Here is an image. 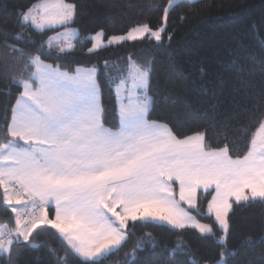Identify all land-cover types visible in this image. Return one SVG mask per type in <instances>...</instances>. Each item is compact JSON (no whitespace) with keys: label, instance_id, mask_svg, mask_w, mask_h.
<instances>
[{"label":"snow or ice","instance_id":"6c2138e0","mask_svg":"<svg viewBox=\"0 0 264 264\" xmlns=\"http://www.w3.org/2000/svg\"><path fill=\"white\" fill-rule=\"evenodd\" d=\"M177 3L167 0L160 27H134L126 35L112 36L106 46L149 37L160 44ZM77 8L64 0H41L14 10V20L0 18V210L8 217L0 225V264H20L21 253L39 247L35 238L45 230L58 234L65 253L56 264H103L123 249L129 228L143 221L180 234L195 230L203 240L226 245L234 207L230 200L241 208L264 206V58L256 68L255 58L242 63L231 54L235 58L229 70L241 86L235 89L241 100L248 99L257 77L262 85L259 99L240 113L247 125L243 148L221 132L214 115L203 131L183 136L173 120L149 119L154 68L151 61L136 63L131 57L118 76H109L119 126L108 128L96 67L61 71L62 65L44 62L70 54L73 45L61 46L60 37L76 22ZM10 23L12 31H7ZM48 31L56 36L44 41ZM25 32L41 39L25 41ZM100 47L93 43L87 53ZM14 91L18 94L13 97ZM210 129L215 131L210 134ZM212 135L222 138L214 143ZM201 189L211 196L208 213L214 214V223L192 215ZM251 242L248 237L228 255H239ZM142 247L137 242L126 257ZM224 255L221 251L219 259L208 257L204 264H225Z\"/></svg>","mask_w":264,"mask_h":264},{"label":"trees","instance_id":"16d2710c","mask_svg":"<svg viewBox=\"0 0 264 264\" xmlns=\"http://www.w3.org/2000/svg\"><path fill=\"white\" fill-rule=\"evenodd\" d=\"M40 1L0 0V18L14 20V10ZM65 1L78 6L76 22L70 25L77 30L78 37L69 55L61 60L46 57L44 62L60 64L62 71L96 67L103 101L108 107L105 127L119 126V119L112 109L114 86L109 76H118L119 70L126 67L131 57L136 63L151 61L154 68L153 89L149 93L154 96V103L149 119H160L162 122L173 120L177 123V131L183 136L203 131L208 118L214 115L221 132L241 148L244 147V129L247 125L240 113L259 99L262 85L257 77L249 89L248 99L241 100L240 93L235 90L241 86L236 84L235 73L229 68L235 58L231 55L233 53L241 58L242 63L245 60L251 63L255 58L256 68L260 59L264 58V0L181 1L170 13V26L162 34L160 44L149 37L107 46L90 55L87 53V49L92 47L90 38L99 32L108 42L112 36L126 35L130 29L143 24H149L153 29L160 27L167 0ZM6 30L12 31L11 23ZM16 31L21 29L17 28ZM54 33L48 31L43 40L47 41ZM24 39L39 41L41 37L25 32ZM106 61L108 69L105 68ZM248 71H253V68L249 67ZM0 91H3L2 87ZM16 94L14 91L13 97ZM3 99L0 97V100ZM213 105H216L215 110ZM3 120L4 110L0 104V124ZM209 131L211 134L215 130ZM221 138L212 135V142H218ZM174 187L178 199L177 186ZM198 196V208L191 210L192 215L202 223H214V217L208 213L211 196L201 191ZM233 205L227 244L222 247H218L214 239H201L195 230H185L180 234V230L170 229L166 225L155 226L154 222L143 221L129 228L130 238L123 249L103 264H124L125 260L127 264H157L161 260L165 264H191L192 260L204 264L208 257L219 259L221 251L225 253V264H264V206L253 204L241 208L236 207L235 203ZM7 222L8 217L0 210V225ZM10 227L14 228V220ZM216 228L219 232L218 225ZM248 237L252 238V242L244 244L239 255H228ZM34 242L39 247L23 251L20 264H56L58 258L65 256L54 230L41 231ZM137 242L142 243L143 247L134 256L126 257L125 254H131ZM177 244L181 247L170 252Z\"/></svg>","mask_w":264,"mask_h":264},{"label":"rangeland","instance_id":"374dc122","mask_svg":"<svg viewBox=\"0 0 264 264\" xmlns=\"http://www.w3.org/2000/svg\"><path fill=\"white\" fill-rule=\"evenodd\" d=\"M181 1H188L189 2V0H178V3L179 2H181ZM197 1H199V0H196V2ZM64 2L65 3H67L65 0H64ZM38 3H41V1L40 2H38ZM37 4V3H36ZM59 31L61 32V33H63L64 32V29H59ZM73 32H75V35H73ZM101 35H97V34H95V35H92L91 37H95V40H92L91 38V41H92V44L93 43H97V44H99V45H101V47L99 48V49H97L96 51H99V50H101V49H103V48H105V47H107L106 45H108V42H106V41H104V36H103V33L102 32H99ZM134 35H135V33H133ZM55 36H56V33H54V34H52L51 35V37H53V38H55ZM77 37H78V32H77V30H75L74 28H72V27H69V29H68V34L67 35H62L61 37H60V39L62 40V41H64V43L61 45V46H63V47H65V48H67V45L68 44H72V45H74V42H75V40L77 39ZM151 38V37H150ZM137 40H139V39H137ZM132 41H135V40H132ZM54 44L56 43V41H55V39H54ZM125 42V41H124ZM121 43H123V42H120V43H113L111 46H113V45H118V44H121ZM47 47V46H46ZM95 51V52H96Z\"/></svg>","mask_w":264,"mask_h":264},{"label":"crops","instance_id":"0c3cea01","mask_svg":"<svg viewBox=\"0 0 264 264\" xmlns=\"http://www.w3.org/2000/svg\"><path fill=\"white\" fill-rule=\"evenodd\" d=\"M81 71H86V70H88V69H90V68H79ZM62 71V70H61ZM177 186V190H178V199H179V188H178V185H176ZM203 192V190L201 189V190H198V192ZM177 199V200H178ZM211 200V199H210ZM230 202H232V203H234V198H232L231 200H230ZM183 207H185V209H187V205H185V206H183ZM54 206H53V215H54ZM212 216L214 217V214H212ZM129 222H131V221H129ZM149 222H154V221H149ZM155 223V222H154ZM14 227H15V221H14Z\"/></svg>","mask_w":264,"mask_h":264}]
</instances>
